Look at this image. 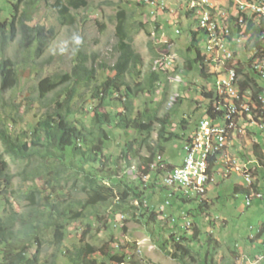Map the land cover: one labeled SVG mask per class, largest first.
Masks as SVG:
<instances>
[{
    "label": "trees",
    "instance_id": "1",
    "mask_svg": "<svg viewBox=\"0 0 264 264\" xmlns=\"http://www.w3.org/2000/svg\"><path fill=\"white\" fill-rule=\"evenodd\" d=\"M41 2L56 11L61 25L69 28L77 25L81 11L90 8L89 0H57L53 4L51 0H0V101H4L5 93L17 90L22 78L31 77L33 70L40 71L37 60L44 56L56 37L53 29L48 31L44 21L37 20L35 11ZM130 6L133 11L146 9L136 0H121L119 4L114 45L116 61L113 66L101 65L100 69L112 73L113 77L108 76L99 83L98 71L88 69L80 51L72 73L39 80L20 103L11 98V104H8L11 112L0 116V143L5 154L0 155V264H139L124 250L111 247L120 244L113 236L111 243L103 248L84 239L71 241L70 226L81 223L90 230V222L97 219L106 227L107 222L100 216L103 208H113L115 213L130 214L135 219L140 213L139 218H143L147 226L157 225L163 215L158 214L150 203L163 192H170L169 197L182 205L191 204L181 192L162 182L173 170L172 165L162 162L164 169H152L157 158L166 155L171 142H186L191 137L169 131L171 118L182 104L180 96L170 115L164 118L159 115L161 103L139 101L144 95L155 97L158 94L170 76L163 68L164 55L171 53L169 44L157 48L151 41V68L147 73L143 71L145 60L134 47L133 35L141 29L149 35L151 31L148 24L140 23L138 28L133 25L134 13H130ZM186 17H194V12H187ZM259 23H255L250 32L253 38L264 34V18ZM155 31L161 32L158 23ZM202 35L199 30H189V43L183 53L185 70L178 72L186 79L196 68L200 69L204 81L214 78L202 55ZM260 44L259 41L257 47ZM157 49L164 54L157 53ZM244 72L249 77V72ZM249 86L246 82L245 88ZM168 91L167 87L162 93L164 100L168 99ZM201 95L209 100L207 114H212L213 94L203 87ZM83 96L97 102L96 107L76 109L75 100ZM42 109L46 110L42 112ZM203 110L202 106L197 108V111ZM28 114H33L35 121H26ZM192 119L188 117L180 122L182 131L190 128ZM18 124L20 129H17ZM115 130L133 135L131 140L120 145V156L114 160L108 153ZM262 144L264 146V142L258 141L254 150L259 156L263 151L262 159L258 156V160L264 163ZM6 155L12 163H37L31 173L26 169L22 172V183L27 184L22 193L30 202L26 211L14 207V176ZM134 167L137 172L133 173L136 178L133 182L128 176ZM143 176L150 179L144 181ZM151 178L155 182L149 184ZM63 180L74 181L84 197L72 199L70 192L60 189ZM256 181L252 180L249 187ZM249 193L250 190L241 186L234 187V196ZM197 200L193 201L197 208L186 213L189 218L209 215V202ZM133 202H138L139 207ZM191 226H181L177 221L173 228L176 231L161 246L162 251L180 264H215L209 251L205 256L198 255L200 261L194 256L189 245L198 240L200 232L195 228L194 235L188 238ZM263 238L264 229L256 240L250 241L255 244ZM207 242L211 246L214 240L210 238Z\"/></svg>",
    "mask_w": 264,
    "mask_h": 264
},
{
    "label": "rangeland",
    "instance_id": "2",
    "mask_svg": "<svg viewBox=\"0 0 264 264\" xmlns=\"http://www.w3.org/2000/svg\"><path fill=\"white\" fill-rule=\"evenodd\" d=\"M56 1L51 0L50 3L53 4ZM136 1L137 3L142 2V0ZM157 1L161 4L164 3L165 9H156L155 17L150 14L149 8H146L144 11L136 8L133 11V5L129 7L130 13L131 11L134 13L133 25L138 28L140 23L148 24L151 31V35L143 29L137 31L133 35L134 47L145 60V67L143 68L145 73L150 71L153 60L149 49V43L151 41L156 43L157 48L159 45L169 44L171 54L167 55V59L174 61V64L172 67L166 68L170 72V76L164 81L158 94L155 97L144 95L139 101L141 103L154 101L156 105L157 103H161L159 115L161 118H164L170 115L177 102V96H180L182 98V104L179 105L177 114L171 118L169 131L189 138L195 134L197 125L205 118V114L208 111L206 106L209 105V102L203 99L201 89L203 87L210 89L214 85V80L204 81L201 79L199 68H196L188 79L183 77V82L180 77L177 78L180 75L178 74L179 70L181 73L185 70V55L183 53L189 43V30L197 31L199 25L194 18L187 19L186 13L182 11L181 7L183 1ZM120 2L121 0H89L90 8L80 12L79 22L71 28L61 25L56 11L48 7L45 2H41L35 11L37 20L39 22L44 21L48 31L53 29L56 37L50 43L44 56L37 60L40 71L33 70L31 77L22 78L21 84L15 92L10 91L4 94V101H0V116L4 115L3 113L11 112L10 105H8L11 104V98L13 101L15 100V102L20 103L21 99L29 95L39 80L53 75L72 73L75 61L78 59L77 55L80 51L83 52L88 69L98 71L97 77L99 83L103 82L108 76L113 77L112 73L101 71L100 69L101 65L113 66L116 61L114 45L116 43L117 30L116 16ZM231 3L232 1L227 2L226 7ZM157 23L161 31L160 34L155 31ZM177 30H180L181 34L178 35L176 33ZM248 34L250 35V33ZM77 38L79 42H77ZM254 39L251 35L250 41H242L241 47L243 48L240 50L246 49L247 52H251L254 49V43H251ZM201 48L205 52V49L203 47ZM156 51L157 53L164 54L160 49ZM25 75H28V73ZM36 75H38L37 78ZM167 87L169 89V96L168 99L164 100L162 93ZM61 99L64 100V98ZM75 101L76 109L85 107L86 109L92 110L97 105V102L92 101L89 96H83ZM200 106L206 107L205 113L204 110L197 111V108ZM45 110L42 109L41 111L43 112ZM255 114L256 112L253 113V118L256 117ZM188 117H193L190 128L187 131H182L180 122ZM25 120L28 122L35 121L34 115H25ZM20 127L21 125L18 124L17 129H20ZM132 135V132L129 135H125L123 131L115 130L113 133V141L109 147L110 153H108L114 156V160L120 156V145L125 141L131 140ZM258 138L255 137V133L254 135L249 134L241 137L239 148L251 147L258 141L263 143V140H258ZM154 139H158L157 134H155ZM184 145L185 141L175 140L171 142L167 146V153L163 157V161L172 166H180L183 164L185 160ZM236 151L237 143H234L231 149L232 156L239 160V153H236ZM3 154L4 148L0 143V155ZM5 158L12 165L11 173L14 176V207L18 211H26L28 210L30 202L22 193L27 189V184L23 185L22 183L24 181L22 172L26 169L31 173V169L37 166V163H12L7 155ZM260 173L261 171L258 173L257 179ZM128 178L130 181H136L135 176L132 174ZM261 180L263 181L261 189L264 191V178H261ZM153 182L155 181L151 178L149 184ZM248 183H251V181ZM136 186H140V184L136 183ZM235 186H241L245 189L248 188L245 180L241 176L234 174L230 180H225L221 176L218 177L217 183L211 187L205 197L202 194L189 196L203 197L202 200L209 202L210 209L209 215H206L207 218H204L206 216H201L199 218L190 217L189 219H185L186 217L182 216V214L195 210L197 204L193 200H190V205H182L176 199L169 198L170 192H163L161 196L160 194L157 195L156 200L153 201L154 203H150L151 207L153 205L156 207L158 214L163 215L160 217V223L157 225L147 226L145 220L139 218L140 213H138V217L135 219L130 214H124L123 212L115 213L113 208H103L100 216L104 222H107L106 227L103 222L92 219L90 222L92 228L90 230L81 223L72 224L69 228V236L71 241L84 239L87 242L94 243L99 248L109 245L112 240L111 237L113 236L120 244H112L111 247L116 250H124L127 256L132 257L136 263L180 264L161 249L165 241L176 231L173 230L174 224L168 221L173 217L177 219L181 226H185L190 220L192 226L187 232L188 238L194 235L195 228L199 230L198 240L189 245L193 249L194 256L198 261H200L199 254L205 256L209 251L213 254L215 264H248V258L255 261L264 255V238L255 244H252L250 241V238L253 236L252 233L256 235V232H259L260 228L264 225V199L253 200V205L249 208L246 205L247 200L245 195L234 196ZM76 188L74 181L65 180L62 181V186L60 187L61 190L65 189L66 193L70 192L72 199L83 198V193L79 188ZM207 188H210V186ZM167 200L170 201V204L172 203L171 206H165L164 203ZM133 204L135 207H139L138 202H133ZM162 207L164 209H161ZM124 228L126 229L125 232L123 231ZM252 229H254L253 232ZM210 238L214 240L211 246L207 242ZM127 264H131V262Z\"/></svg>",
    "mask_w": 264,
    "mask_h": 264
},
{
    "label": "built area",
    "instance_id": "3",
    "mask_svg": "<svg viewBox=\"0 0 264 264\" xmlns=\"http://www.w3.org/2000/svg\"><path fill=\"white\" fill-rule=\"evenodd\" d=\"M229 1H237V10L234 14L235 39L229 44H222L219 41H214V29H222V33L225 31L226 4ZM183 10L194 12L199 31L203 34L201 46L205 52L202 55L214 77V85L209 89V93L213 94L214 106H212V114H205V118L199 123L193 137L186 142L183 166L173 169L163 178L162 182L166 184V187L181 192L185 197L195 194H202L204 197L208 190L217 183V178L220 176L228 179L237 174L248 184L250 164H258L261 173L264 174V163H261L255 154L256 142L251 147L239 148V141H241V135L245 133L246 127L237 126V119L242 114H238L240 103L234 102V95H239L241 89L239 83L232 82L231 69H227L229 54L231 51H239L240 60H246L247 71H254L258 77L264 79V73H260V65L264 60V48L261 52H247L239 49V42L247 41V33L252 31L259 16L264 13V0H186V7ZM177 34L180 32L177 31ZM164 58L165 68H163L166 70L173 66L174 61H169L167 55ZM220 85H227V94H220ZM245 112L262 111L250 99ZM258 128V140H264L261 122H258ZM224 140L237 143L236 153H239V162L236 165H227V158L222 160L214 184L210 188H203L201 187V178L205 174L208 161V158H205V149L213 151L222 147ZM162 161L163 158L159 156L158 167L153 169H164L165 165L161 164ZM263 197L262 194V199ZM252 204L246 203L247 207H251Z\"/></svg>",
    "mask_w": 264,
    "mask_h": 264
},
{
    "label": "bare ground",
    "instance_id": "4",
    "mask_svg": "<svg viewBox=\"0 0 264 264\" xmlns=\"http://www.w3.org/2000/svg\"><path fill=\"white\" fill-rule=\"evenodd\" d=\"M181 1H183V4L186 5L184 3V0H181ZM146 2L150 3L151 5H155V3L152 2L151 0H146ZM236 10H237V1H232V3L226 7V15H225L226 29L223 33H222V29H214V41H219V43H222V44H229L230 42H234L235 29L233 26L235 25L234 14ZM262 18H264V13H262L259 16V19L256 23L260 24L259 22ZM250 37L251 35L247 33V39H248L247 41H250L249 40ZM259 41L261 42V44H260V47L258 46L259 47L258 48L257 45ZM251 43H254V46H253L254 49L251 52H261L262 48H264V34H262L261 37H259L258 35L257 39L255 38ZM240 45L242 46V41L239 42V49H242L243 47H241ZM227 69H231L232 82L240 84V89H241L240 94L234 95V102L240 103V107H238V114H242L237 119V126L246 127L245 133H243L241 137L247 136L249 134L254 135L255 133V137L258 138L259 137L258 136L259 135L258 122H261V127L264 133V79L263 77H258V75L254 71H248L249 77L246 76V73L244 71H247V63H246V60H240L239 51H238V54H237V51H231V53L229 54L227 58ZM241 69L243 70V72L240 71ZM260 73H264V60L262 61L260 65ZM246 82L250 83V86L247 89L245 88ZM243 88L245 89L243 90ZM220 94H227V85H220ZM250 99L252 100L253 104L256 107H260V110L262 111V112H256L255 114L256 117L254 118L252 117L254 112H245V108H248L249 106ZM207 101L209 102V100ZM256 144H258V142ZM233 145L234 143H231V140H224L222 143V147L216 148L213 151L212 149H205V158H208V161L205 167V174L201 178V187L207 188L208 186L211 187L214 184L216 180L217 171L221 168L222 160H226L227 158V165H236V163L239 162L238 159L232 156L231 149ZM158 159L155 163H153L152 169L154 167H158ZM260 169L261 168L258 164H250V178L248 182L252 180L256 181L257 179L256 177L258 173L261 171ZM257 171L258 173L255 177V174ZM261 174L262 173H260V175ZM259 176H258V179H259ZM148 179H149V176L144 177V180H148ZM251 183L247 184L248 187ZM252 185L249 188H252ZM253 194H256V195H253ZM256 199H262V194L256 193L253 191L252 194L247 196L246 203H252L253 200H256ZM263 260H264V257L261 258V261Z\"/></svg>",
    "mask_w": 264,
    "mask_h": 264
},
{
    "label": "clouds",
    "instance_id": "5",
    "mask_svg": "<svg viewBox=\"0 0 264 264\" xmlns=\"http://www.w3.org/2000/svg\"><path fill=\"white\" fill-rule=\"evenodd\" d=\"M152 2H154L155 3V5H151L150 3H147L146 2V0H142V2H140V3H142L143 5H145V7L148 9L149 8V12H150V14L153 16V17H155V14H156V9H162V10H164L165 9V4L164 3H160L159 1H157V0H151ZM181 1V0H180ZM182 2V1H181ZM161 4V5H160ZM182 4H183V2H182ZM182 7V11H184L185 13H187V11H185V10H183V5L181 6ZM192 18H194V17H192ZM195 19V18H194ZM195 21H197L196 19H195ZM199 30V29H198ZM197 30V31H198ZM177 31H179L180 32V34H181V31L180 30H177ZM177 31H176V33H177ZM179 35V34H178ZM202 40H203V35H202ZM77 42H79V39L77 38ZM202 42V41H201ZM202 47V46H201ZM202 53H203V51H202ZM165 56V55H164ZM165 70V69H164ZM168 69H166L165 71H167ZM178 77H180L181 79H182V82H183V76L182 75H178L177 76V78ZM213 80H214V78H213ZM209 90V89H208ZM177 98H178V96H177ZM203 99L205 100V101H207L204 97H203ZM208 102V101H207ZM209 104V103H208ZM201 107V106H200ZM203 107V106H202ZM206 108V107H205ZM204 108V109H205ZM204 113H205V110H204ZM198 127V126H197ZM196 130H197V128H196ZM193 137V136H192ZM191 137V138H192ZM187 142V141H186ZM186 142H185V144H186ZM184 147H185V145H184ZM262 155H263V151H261V155L259 156V155H257V156H259L261 159H262ZM163 158V157H162ZM158 159V158H157ZM157 161V160H156ZM155 161V162H156ZM162 162H165V161H162ZM184 163V162H183ZM181 166H183V164H181ZM181 166H173V169H175V168H179V167H181ZM137 172V169L134 167V168H132L130 171H129V173H131L132 175H133V173H136ZM134 176V175H133ZM144 177V176H143ZM232 177V176H231ZM231 177L230 178H228V179H225V180H230L231 179ZM261 178H264V174H261L260 175V177H259V179H258V181H257V183L252 187V188H246V189H248V190H250V193L249 194H247V195H245L246 196V199H247V196H249L250 194H252V192L254 191V192H256V193H261V194H263V196H264V191L261 189V184H262V180H261ZM144 179V178H143ZM150 179V178H149ZM145 181V180H144ZM255 187H257L258 188V190H256V188ZM211 189V188H210ZM210 189L208 190V192H207V194L209 193V191H210ZM206 194V195H207ZM205 195V196H206ZM204 196V197H205ZM169 198H172V197H169ZM187 199H190V200H196V199H198L197 201H201L202 199H203V197H187ZM263 199H264V197H263ZM262 199V200H263ZM168 203H169V205L171 206V204H170V201H166L164 204H165V206L166 205H168ZM253 205V204H252ZM250 208V207H249ZM161 209H164V207H162ZM182 216H184V217H186L185 219H189V217L188 216H186V214L185 213H183L182 214ZM124 217V216H123ZM171 222L173 223V224H176L177 223V219H175V218H173V217H171ZM190 223V225H188V226H191V222H190V220H189V222L187 223V224H189ZM263 229H264V225L260 228V233H258V232H256V235H254V233H252L253 234V236L250 238V239H252V240H256L257 239V237L259 236V234H261V232L263 231ZM254 231V229H252V232ZM260 241V240H259ZM258 242V241H257ZM256 242V243H257ZM264 256V255H263ZM263 256H261V257H263ZM261 257L258 259V260H255V261H252V260H250V258H248V264H264V260L263 261H261Z\"/></svg>",
    "mask_w": 264,
    "mask_h": 264
},
{
    "label": "crops",
    "instance_id": "6",
    "mask_svg": "<svg viewBox=\"0 0 264 264\" xmlns=\"http://www.w3.org/2000/svg\"><path fill=\"white\" fill-rule=\"evenodd\" d=\"M181 166V165H180Z\"/></svg>",
    "mask_w": 264,
    "mask_h": 264
}]
</instances>
